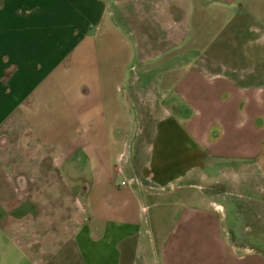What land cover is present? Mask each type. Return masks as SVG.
Segmentation results:
<instances>
[{
  "label": "crops",
  "instance_id": "1",
  "mask_svg": "<svg viewBox=\"0 0 264 264\" xmlns=\"http://www.w3.org/2000/svg\"><path fill=\"white\" fill-rule=\"evenodd\" d=\"M180 4L181 0H0V125L26 94L35 102L44 87L88 86L86 100L63 90L54 114L30 112L24 135L30 169L45 167L47 153L57 168L72 163L77 152L87 156L89 183L70 177L71 183L64 185L61 176L57 185L81 207V222L69 239L58 241L61 247L74 246L78 264H153L148 246L155 239L165 264H195L191 252L207 245L227 249L237 263L264 264L263 252L240 248L251 245L249 237L256 229L264 236V118L238 109L233 80L222 81L226 88L215 99L198 92L195 104L190 87L206 86V81L191 71L190 62L179 65L183 72L177 79L145 84L163 87L152 91L162 93L159 101L141 94L144 84L137 78L125 95L123 86L114 84L116 96H109L106 81L95 75L110 65L96 63L98 53L110 52L105 47L99 52L97 39L110 31L121 34L112 25L116 12L121 17L152 14L167 24ZM118 49L124 54L119 66L126 70L132 48ZM74 68L85 69V78H70ZM169 94H177L186 105L182 113L164 102ZM252 99L264 102V93ZM137 134L142 141L133 159ZM34 172L13 174V189L29 197V191L46 188L45 180L52 177ZM125 172L127 177L118 182ZM236 195L251 199L241 221L235 217L239 211H228L229 199ZM144 197L155 209L153 231L146 227L149 204ZM25 211L14 214L18 218L40 213L38 208ZM241 229L248 239L239 236ZM181 247L190 255L176 253ZM47 253L42 257L45 264H67Z\"/></svg>",
  "mask_w": 264,
  "mask_h": 264
},
{
  "label": "rangeland",
  "instance_id": "2",
  "mask_svg": "<svg viewBox=\"0 0 264 264\" xmlns=\"http://www.w3.org/2000/svg\"><path fill=\"white\" fill-rule=\"evenodd\" d=\"M184 1L185 4L181 0L180 6H174L173 19L167 24L152 14L143 15L142 12H133L123 17L116 12L112 16V25L118 28L121 34L110 31L105 38H98L99 52L103 51V47L107 50L109 48L110 52L98 53L95 58L96 63L110 64L104 71H95V75L100 74L107 83L106 94L116 96L113 86L121 84L125 95L129 83L137 78L144 84L140 87L141 94L155 96L159 101L162 93L152 91L163 87H149L145 84L150 83L152 79H177L183 72L178 69L179 65L190 62L191 71L201 73L206 81V86L190 87L195 91L191 90L189 95L192 102L197 103L200 91L205 92L210 99L217 98L223 88L222 81L231 79L235 90L233 100L238 109L256 113V118H264V102L252 99L253 95L264 93V0ZM119 47L132 48V60L126 70L119 66L124 57V54L119 52ZM86 74L85 69L74 68L69 71L70 78H85ZM76 86L44 87V91L41 90L35 95V102H30L26 94V100L18 102L14 113L0 125V264H45L42 262L44 251L48 252L47 255H57L62 263L79 262L74 246L61 247L58 241L69 239L73 228L81 222V212L77 211L81 207L75 203L71 193L66 194L65 190L59 189L57 185L61 179L64 185L70 184V177L79 184L89 183L92 172L87 156L77 152L70 158L71 165L63 164L57 168L50 161V153H47L45 167L35 166L30 169L32 165L28 163L31 158L27 152L28 139H24L29 113L46 110L47 113L54 114V106L61 91L64 90L72 96L79 94L87 99L88 86ZM164 102L172 105V108H180V112L186 109L177 94H169ZM59 112L57 110L55 113ZM5 138L8 142L3 145ZM141 138L140 134L134 138L133 159L137 155ZM33 171L45 172L52 177L45 180L46 188L29 191V197L17 193L13 189L12 175ZM126 175L127 172L118 176L117 181L120 182ZM61 176L63 177L60 179ZM38 184L42 186L43 181ZM157 199L162 200L163 196H158ZM248 200L251 199L241 195L233 197L232 200L230 198L228 211H239L235 217L241 221L244 216L241 212L247 208L244 206ZM144 203L149 204L146 227L153 231L155 209L146 197ZM162 207L164 206L161 205ZM30 208H38L40 213H36V217L23 215L16 218L15 211L17 214H23L25 209ZM230 215L229 213V217ZM237 233L248 239L245 229ZM262 234V230L256 229L249 237L251 245L240 248L264 253ZM148 249L153 264H165L162 246L157 239L153 243L150 242ZM176 253L190 255L186 247L177 249ZM234 255L220 245H207L191 252V257L196 260L195 264H244L242 261L237 263Z\"/></svg>",
  "mask_w": 264,
  "mask_h": 264
},
{
  "label": "built area",
  "instance_id": "3",
  "mask_svg": "<svg viewBox=\"0 0 264 264\" xmlns=\"http://www.w3.org/2000/svg\"><path fill=\"white\" fill-rule=\"evenodd\" d=\"M122 183L125 184V181H123Z\"/></svg>",
  "mask_w": 264,
  "mask_h": 264
},
{
  "label": "flooded vegetation",
  "instance_id": "4",
  "mask_svg": "<svg viewBox=\"0 0 264 264\" xmlns=\"http://www.w3.org/2000/svg\"><path fill=\"white\" fill-rule=\"evenodd\" d=\"M72 161V160H71ZM69 164L71 165V162H69Z\"/></svg>",
  "mask_w": 264,
  "mask_h": 264
}]
</instances>
